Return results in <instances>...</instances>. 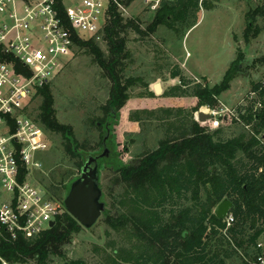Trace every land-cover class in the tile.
<instances>
[{"label": "trees", "instance_id": "trees-1", "mask_svg": "<svg viewBox=\"0 0 264 264\" xmlns=\"http://www.w3.org/2000/svg\"><path fill=\"white\" fill-rule=\"evenodd\" d=\"M132 1L110 0L108 24L102 37L107 51L95 38L77 41L78 48L92 56L111 83L108 100L101 107L103 115L96 118L99 121L96 123L104 128L103 142L108 135L106 144L110 145V154L101 158L100 164L113 168L119 185L137 189L147 186L149 191L157 187L155 193L135 191V196L125 193L127 197L124 194L122 198L125 210L119 209L115 217L106 208L104 215L114 226L132 224L136 237L143 242L136 254L138 264H260L258 257L263 254L260 240L264 235V84L259 82L253 86L257 99L239 105L234 117L224 118L231 125L242 122V132L227 133L224 127H219L209 135L203 133L206 128L192 118L191 111L218 102L220 94L244 71V52L238 51L222 82L213 87L187 77L182 68L176 66L171 74L180 78V85L170 95L198 99L184 118L190 119V128L179 129L182 118L177 124L174 121L168 123V136L160 141L156 150L135 163H124L117 148L111 145L114 144V126L131 97L129 89L138 81L125 75L126 59L130 56L129 31L147 35L163 25L185 36L198 23L201 8L213 9L220 0H160L146 30L136 20L126 21L122 15L120 7ZM258 18L264 20V0H257L255 7L246 13V39L256 37L262 31ZM258 61L264 65V57L254 62ZM37 96L40 102L30 115L47 131L61 135L65 151L79 158L81 171L90 147L75 138L71 126L59 122L55 97L48 84L39 89ZM172 110L161 108L167 113ZM176 110L185 113L187 109L178 107ZM174 129L179 133L177 137L173 134ZM74 179L63 188H51L63 208V190L67 195ZM225 198L234 203L230 212L234 222L229 226L214 213V208ZM114 208L118 210L115 205ZM80 226L65 208L53 227L33 239L3 241L0 253L12 261L49 264L53 255L64 253V247L72 241ZM112 262L125 264L118 260Z\"/></svg>", "mask_w": 264, "mask_h": 264}, {"label": "rangeland", "instance_id": "rangeland-1", "mask_svg": "<svg viewBox=\"0 0 264 264\" xmlns=\"http://www.w3.org/2000/svg\"><path fill=\"white\" fill-rule=\"evenodd\" d=\"M159 2L160 0H133L129 5L123 4L120 10L126 21L134 19L146 30ZM256 3L257 0H220L213 9L202 7L198 23L185 36L182 32H175L163 25L147 35L129 31L127 47L130 56L126 59L125 75L137 78L138 81L130 87L131 97L121 110V117L113 129L114 144L111 146L117 148L121 161L135 163L143 155L156 150L160 141L168 136V123L174 121L177 124L178 119L182 118L183 123L176 126L179 129L183 126L190 128V119L184 118L196 106L198 99L170 95L180 85V78L171 74L173 68L179 66L187 77L213 87L222 82L239 50L244 52V71L220 94L215 105H203L191 112L192 118L206 128L203 132L205 134L210 135V132L219 127H224L227 133L243 131L242 122L231 125L224 118L234 117L239 105L249 104L257 99L253 86L259 82L264 84V65L260 61L254 62L264 57V20L258 18V25L262 27L258 36L250 39L244 36L247 27L246 13ZM99 42L102 49L107 51L106 42L102 39ZM48 85L55 97L59 122L71 126L75 138L80 143L88 144L89 154L101 153L105 133L103 126L96 123H99L96 118L103 115L101 107L108 100L111 83L93 62L92 56L85 49L76 48L75 55L67 66ZM39 102L40 97H35L32 109ZM178 107L187 110L183 113L176 110ZM161 108H173L170 112L172 115L161 111ZM212 111L222 113V117L218 118V127L214 126ZM200 112L211 116L201 122ZM176 129L173 130L175 137L179 134ZM48 134L51 148L42 158L43 169L39 172L38 180L42 186L51 190L52 187L63 188L80 174V170L79 158L65 151L61 135L49 131ZM108 148L110 149V145ZM99 167L103 200L115 217L119 209L125 210L122 200L125 193L135 196V191L148 194L157 190V187L149 191L147 186L137 189L119 185L112 167L100 164V161ZM65 196L66 192L63 190L62 197ZM260 241L264 243V235ZM142 244L136 237L132 224L111 225L103 213L92 228L80 226L72 241L64 247V253L61 256L53 255L49 264H112V260L138 264L136 254L141 250ZM121 256H126L127 259ZM237 262L239 263L238 260Z\"/></svg>", "mask_w": 264, "mask_h": 264}, {"label": "built area", "instance_id": "built-area-1", "mask_svg": "<svg viewBox=\"0 0 264 264\" xmlns=\"http://www.w3.org/2000/svg\"><path fill=\"white\" fill-rule=\"evenodd\" d=\"M109 8L110 0H0V244L36 238L65 210L38 180L51 139L30 112L39 89L75 55L77 41L102 39ZM211 115L218 127L222 113ZM225 221L231 225L233 215ZM0 264L35 263L0 253Z\"/></svg>", "mask_w": 264, "mask_h": 264}, {"label": "water", "instance_id": "water-1", "mask_svg": "<svg viewBox=\"0 0 264 264\" xmlns=\"http://www.w3.org/2000/svg\"><path fill=\"white\" fill-rule=\"evenodd\" d=\"M159 90V88H156ZM208 113H199V120L205 121L210 118ZM108 135L104 138L103 151L98 154H88L80 174L72 181L70 189L64 198V206L68 213L87 229L92 228L106 210V203L103 200V190L100 185L99 161L110 154L106 144ZM234 203L229 199H223L216 207V216L225 220L230 214ZM51 227L55 221H51Z\"/></svg>", "mask_w": 264, "mask_h": 264}, {"label": "crops", "instance_id": "crops-1", "mask_svg": "<svg viewBox=\"0 0 264 264\" xmlns=\"http://www.w3.org/2000/svg\"><path fill=\"white\" fill-rule=\"evenodd\" d=\"M188 34V33H187ZM184 67V63L181 64Z\"/></svg>", "mask_w": 264, "mask_h": 264}]
</instances>
